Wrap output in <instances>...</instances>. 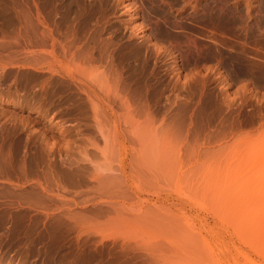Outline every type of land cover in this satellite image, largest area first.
<instances>
[{
  "label": "rangeland",
  "instance_id": "obj_1",
  "mask_svg": "<svg viewBox=\"0 0 264 264\" xmlns=\"http://www.w3.org/2000/svg\"><path fill=\"white\" fill-rule=\"evenodd\" d=\"M0 264H264V0H0Z\"/></svg>",
  "mask_w": 264,
  "mask_h": 264
}]
</instances>
